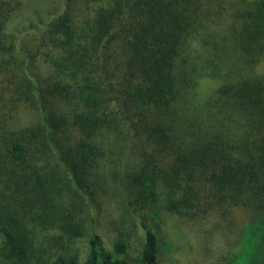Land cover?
<instances>
[{
  "label": "trees",
  "instance_id": "16d2710c",
  "mask_svg": "<svg viewBox=\"0 0 264 264\" xmlns=\"http://www.w3.org/2000/svg\"><path fill=\"white\" fill-rule=\"evenodd\" d=\"M58 1L18 34L0 5V264H160L145 213L220 225L201 264H264V0ZM114 190L135 257L93 227Z\"/></svg>",
  "mask_w": 264,
  "mask_h": 264
},
{
  "label": "rangeland",
  "instance_id": "374dc122",
  "mask_svg": "<svg viewBox=\"0 0 264 264\" xmlns=\"http://www.w3.org/2000/svg\"><path fill=\"white\" fill-rule=\"evenodd\" d=\"M1 1L3 0H0V5ZM55 2L58 3L59 1L21 0L20 9L16 10V13L10 20L9 30L18 34L24 25H29V23L37 25L39 17L60 7L61 2H59L60 5ZM29 37L30 34H28ZM41 70L43 71V69ZM20 115L23 116L22 113ZM115 159L119 170L123 169L124 165L126 167L132 166L131 157L124 155L120 158L115 156ZM108 169L107 164L100 167L103 173H107ZM104 185L106 186V183ZM114 185L112 181V187ZM115 193L116 195L112 196H104V194L96 196L100 197V201L98 200L100 204L95 211L96 223L93 227L95 232L102 237L103 245L107 249L111 250L115 241H122L126 243L129 255L135 257L137 249L143 242V231L138 226L139 218L136 217L135 213L130 210L128 212L123 207L118 200L119 193L116 191ZM144 215H146L149 227L159 237L158 258L160 264H201V259L205 255L210 254L215 232L220 228V225H211L202 221V223L183 222L182 219L174 218L166 213L159 214L158 218L161 220V223L155 219H151L146 213ZM74 245L82 251V255L86 247V238H78ZM64 252V249H59L60 254Z\"/></svg>",
  "mask_w": 264,
  "mask_h": 264
}]
</instances>
